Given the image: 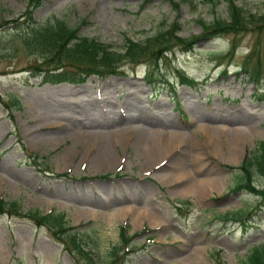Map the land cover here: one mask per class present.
<instances>
[{"label":"rangeland","instance_id":"obj_1","mask_svg":"<svg viewBox=\"0 0 264 264\" xmlns=\"http://www.w3.org/2000/svg\"><path fill=\"white\" fill-rule=\"evenodd\" d=\"M27 1L0 0V199L22 212H63L89 259L69 255L47 227L2 212L0 264H239L263 243L264 198L231 188L237 166L264 141V102L239 70L253 46L264 59V26L199 39L188 51L175 48L158 65L166 82L149 84L145 64H123L120 74L49 84L32 76L33 57L19 40L28 24L22 20ZM171 1L178 6L42 0L32 22L61 20L77 26L78 35L120 50L125 39L142 40L173 20L178 35L188 38L200 33L196 19L227 17L220 0ZM234 3L255 16L264 12V0ZM175 68L193 84L180 83ZM258 88L264 92V79ZM168 130L180 136L175 147L165 148L174 139ZM155 133L159 147L151 142ZM106 145L113 159L99 163ZM185 167L189 183L213 177L214 189L182 195L186 183L163 185L156 178ZM252 180L264 189V177ZM239 208L241 222L222 218ZM137 210L155 214L158 224L146 217L133 223ZM122 226L135 236L127 253L111 262Z\"/></svg>","mask_w":264,"mask_h":264},{"label":"trees","instance_id":"obj_2","mask_svg":"<svg viewBox=\"0 0 264 264\" xmlns=\"http://www.w3.org/2000/svg\"><path fill=\"white\" fill-rule=\"evenodd\" d=\"M41 1H27V8L22 13V20L28 24L25 31L20 34L19 40L24 52L33 57L32 64L28 69L32 76L39 75L42 83L49 84L62 82L81 84L89 76L105 78L120 74L123 64H145L148 83L154 84L161 82L159 79H154L155 75H158L159 78L162 77V80L165 81L158 65L166 54L175 48L187 51L199 39H210L226 34L236 35L250 31L255 26H264V12L255 16L246 13L242 7L234 3V0H220L226 4L227 17L225 19L213 18L209 22H204L200 18L196 19L200 26V33L197 36L181 37L178 35L179 24L173 20L169 25L161 26L142 40L125 39L123 47L116 50L108 43L78 35L77 26L70 27L61 20L47 21L44 24L33 23L32 12L41 4ZM140 1L144 4L152 0ZM167 1L175 7L178 6V2ZM186 1L182 0V2ZM205 1L213 4L215 0ZM83 22L85 21L83 20ZM255 23L257 25H254ZM246 25L254 26L248 30ZM235 47V43L232 42L227 51L229 56L232 55ZM239 70L248 76L249 82L255 87L256 98L264 102V92L258 91L259 81L264 79V59L260 58L255 46L251 47L244 55ZM174 72L181 83L192 84V80L185 77L178 69H174ZM237 170L240 173L236 176L231 190H245L259 198H264V189L257 187L252 180L254 176L264 177V141L258 143L252 154L243 158L237 166ZM2 212L28 218L36 225L47 227L50 234L62 244L69 255H73L75 252V257L81 255L89 259L78 232L67 224L63 212L50 211L42 214L36 211L22 212L15 202H6L0 199V214ZM243 215L244 211L239 208L236 211L224 213L222 218L232 222H241ZM118 234L119 241L110 249L109 261H116L122 253L126 254L129 243L135 236L134 234L126 235L125 226L120 227ZM215 264L222 263L217 260ZM239 264H264V242L253 245L239 261Z\"/></svg>","mask_w":264,"mask_h":264},{"label":"bare ground","instance_id":"obj_3","mask_svg":"<svg viewBox=\"0 0 264 264\" xmlns=\"http://www.w3.org/2000/svg\"><path fill=\"white\" fill-rule=\"evenodd\" d=\"M169 133H172L174 139L173 140H169L167 139L166 140V144H165V148H168V147H175L178 145V137H180L178 134H176V132L172 131V130H168ZM175 133V134H174ZM81 137V136H80ZM153 139H151V142L153 144L156 145V147H159L160 146V139H161V136L159 134H154L153 136ZM86 139V138H85ZM146 142L150 139H146ZM144 140V141H145ZM97 141V140H96ZM149 142V141H148ZM135 143V142H134ZM143 143V142H142ZM143 146H145V144H142ZM156 149V148H155ZM108 147L106 145V147L104 146L101 150V153L99 152V157H98V160H99V163L100 162H110L113 157L112 155L110 154V152L108 151ZM153 153V152H152ZM153 157V156H152ZM97 160V161H98ZM147 160V159H146ZM160 164V163H159ZM202 168L201 166H198V172H199V169ZM179 174H171V175H158L156 178L157 180L161 183V184H172V185H180L182 183H186L184 186H181L179 188V190H181V194L182 195H189L191 193H195V192H199L200 194H203L204 190L205 189H214L213 186L216 185V181L215 178L213 177H209V178H203V179H197V181H193L191 183H189V170H188V167H185V168H179ZM188 177V179H187ZM220 186H221V183H220ZM118 194V193H117ZM128 194V193H127ZM126 194V195H127ZM131 196V195H130ZM133 197V196H132ZM131 197V198H132ZM202 197V196H201ZM81 198V197H79ZM122 198V197H121ZM84 203V202H83ZM144 211V210H143ZM141 211V210H137V212L134 213L133 215V223H136L137 221H141L142 217H146L148 222L151 224V225H156L158 224V218L155 214H148L146 211ZM109 219V221H112L113 220V217L112 215L110 217L107 218V220ZM116 219V218H115ZM114 219V220H115ZM107 224V223H106ZM109 224V223H108ZM107 224V225H108ZM111 225V224H109ZM198 249V248H197ZM197 251V250H196ZM200 253V252H199ZM196 255V254H195Z\"/></svg>","mask_w":264,"mask_h":264}]
</instances>
